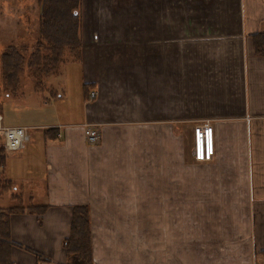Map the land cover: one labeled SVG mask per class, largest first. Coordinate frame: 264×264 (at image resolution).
I'll list each match as a JSON object with an SVG mask.
<instances>
[{"label":"crops","instance_id":"0c3cea01","mask_svg":"<svg viewBox=\"0 0 264 264\" xmlns=\"http://www.w3.org/2000/svg\"><path fill=\"white\" fill-rule=\"evenodd\" d=\"M121 9L134 20L143 14V64L102 61L92 73L84 54L76 61L83 89L89 84L96 95L80 98L79 118L51 108L46 121L14 125L30 127L16 152L1 137L5 155L23 165L5 178L12 205L0 207H23L10 216L11 261L66 264L73 208L87 205L94 264H135L137 239L153 240L154 223H171L184 240L185 222L193 224V264H220L216 256L221 264H264V55L254 41L264 32V0H135ZM47 88L33 85L45 104ZM86 122L102 125L100 144L87 143ZM206 123L215 153L197 161L194 128Z\"/></svg>","mask_w":264,"mask_h":264},{"label":"rangeland","instance_id":"374dc122","mask_svg":"<svg viewBox=\"0 0 264 264\" xmlns=\"http://www.w3.org/2000/svg\"><path fill=\"white\" fill-rule=\"evenodd\" d=\"M131 2L129 0H91L90 4L84 3V6L80 9L82 22L84 18L88 19H86L88 22L84 23L86 29L84 28L80 33L83 42L81 54L82 58L84 54L87 56L92 73H97L98 70L102 71V61L116 66L124 64L123 62L133 63L134 60L138 64H143L144 56L149 51V48L144 46L143 32L140 35V29H143V14L140 15L141 17H137V20H134V18L130 19L129 13L121 16L116 13L122 11L121 8L128 7ZM39 15L40 10L37 0H0V113L4 116L3 123L5 125L14 126L24 121L34 122L36 117L37 119L41 117L42 121H46L49 112H52L51 108H54L55 113L61 114L65 119L75 120L80 116V98L84 94V83L81 67L72 58L60 66L58 73L55 72L45 79V86L48 88L45 89L43 96L48 97L47 104H45L41 94L38 95L33 92L34 80L31 78L27 68L21 78L22 88L18 93L12 94L4 85L2 79V54L11 44L24 47L25 54H31L39 38ZM67 58H70L69 54ZM101 71L98 75L102 74ZM51 91L53 95L52 93L50 94ZM55 98L56 100H54ZM182 129L184 133L186 132V141L184 142L189 145L190 136L187 134L189 129ZM1 151H4V148L0 135ZM28 155L23 156L26 157ZM6 156V168L3 169V173L0 170V207L12 205L11 191L8 193L9 188L4 187L8 173L11 174L13 171L19 173L23 169L22 162L20 161V164H17L14 155L8 153ZM24 157H22V160ZM193 166L192 160L187 158L184 165L185 183L192 182ZM179 181H183V179ZM22 192H26V189ZM192 226V222L183 224L184 240H182L180 236L177 238L176 235L170 233L171 223H169V227H166L165 224L154 223L153 240L137 239L138 249L141 252L137 249L138 252L134 255L135 264H182V262L184 264H193ZM138 234L143 236L144 223L138 224ZM151 241L153 242V249L152 252H149L148 246L151 245ZM161 242L164 243L166 252H168V255L165 254L166 259H168L167 262L165 258L161 259ZM202 242L206 244L205 240H202ZM243 249L245 250L246 248L243 247ZM178 252L182 253V255ZM121 255L127 261L132 259L129 254ZM216 257L221 264L224 257ZM213 259L215 260L214 255Z\"/></svg>","mask_w":264,"mask_h":264},{"label":"trees","instance_id":"16d2710c","mask_svg":"<svg viewBox=\"0 0 264 264\" xmlns=\"http://www.w3.org/2000/svg\"><path fill=\"white\" fill-rule=\"evenodd\" d=\"M82 3L83 0H38L39 38L35 49L28 55L25 54L24 47L11 44L1 57L2 79L6 89L12 94L18 93L22 88L21 78L26 68L34 80L35 88L42 91L45 79L57 72L62 64L71 58L73 61H82ZM254 41L256 53L264 55V32L254 35ZM68 54L70 58H67ZM83 91L86 98L90 97L91 86L85 84ZM5 161L6 155L1 151L0 168ZM33 209L40 210L44 207L35 206ZM20 210L23 207L0 208V264H13L9 257L10 216ZM64 246L68 253L66 264H94L91 217L87 205L73 208L71 233L65 239Z\"/></svg>","mask_w":264,"mask_h":264},{"label":"built area","instance_id":"2783aa9c","mask_svg":"<svg viewBox=\"0 0 264 264\" xmlns=\"http://www.w3.org/2000/svg\"><path fill=\"white\" fill-rule=\"evenodd\" d=\"M95 91L90 92V98H94ZM0 113V135L7 151L22 150L28 141V126H9L3 123ZM84 137L90 146L100 144L102 139V125L100 123L86 122L80 125ZM214 128L210 124L195 126L194 128V154L197 161H211L215 153Z\"/></svg>","mask_w":264,"mask_h":264}]
</instances>
